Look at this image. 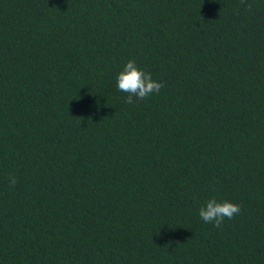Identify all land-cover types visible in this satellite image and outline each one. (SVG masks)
Returning <instances> with one entry per match:
<instances>
[{"label": "trees", "instance_id": "trees-1", "mask_svg": "<svg viewBox=\"0 0 264 264\" xmlns=\"http://www.w3.org/2000/svg\"><path fill=\"white\" fill-rule=\"evenodd\" d=\"M0 264H264V0H0Z\"/></svg>", "mask_w": 264, "mask_h": 264}, {"label": "clouds", "instance_id": "clouds-1", "mask_svg": "<svg viewBox=\"0 0 264 264\" xmlns=\"http://www.w3.org/2000/svg\"><path fill=\"white\" fill-rule=\"evenodd\" d=\"M241 2L244 3V0ZM117 87L119 91L127 93L125 103L133 104L136 100H143L153 94H159L164 84L152 79L151 73L140 68L135 60H129L117 76ZM9 183L15 185L16 178L14 176L9 177ZM240 213L241 206L239 204L227 200L218 202L215 198L209 199L199 209V216L203 222L212 223L216 228L221 227L225 218L231 220Z\"/></svg>", "mask_w": 264, "mask_h": 264}]
</instances>
